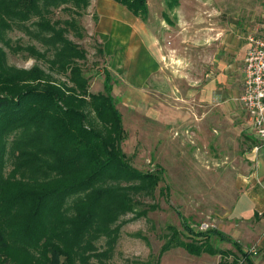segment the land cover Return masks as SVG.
Instances as JSON below:
<instances>
[{
    "label": "trees",
    "instance_id": "1",
    "mask_svg": "<svg viewBox=\"0 0 264 264\" xmlns=\"http://www.w3.org/2000/svg\"><path fill=\"white\" fill-rule=\"evenodd\" d=\"M90 1L0 0V44L8 46V31L21 30L44 49L11 48L48 66L9 65L0 45V264H110L124 218L157 209L145 200L154 199L163 169L131 165L113 77L105 70L102 91L91 92L81 64L86 50L67 37L74 31L84 39L77 19ZM113 1L146 21L147 0ZM62 7L68 19L53 20ZM183 227L184 233L170 229L159 256L181 247L191 255H219V264L228 257L231 264H254L251 253L217 229ZM212 237L236 253L212 246Z\"/></svg>",
    "mask_w": 264,
    "mask_h": 264
},
{
    "label": "rangeland",
    "instance_id": "2",
    "mask_svg": "<svg viewBox=\"0 0 264 264\" xmlns=\"http://www.w3.org/2000/svg\"><path fill=\"white\" fill-rule=\"evenodd\" d=\"M95 1L96 8L103 3L104 12L110 15L121 17L119 8L128 12L124 6L113 0ZM216 1L214 7L218 9V15L224 12V16L239 21L241 16L246 14L249 19H261L264 23V0ZM156 2L159 6L161 3L164 4L165 0H156ZM87 10L81 19H77V23H80L79 31L81 33L83 29L85 31L84 39L79 40L74 31H69L67 37L80 43L86 50V60L81 62L83 73L89 79L90 91L97 93L103 89V72L108 70L105 66L108 56L105 55L103 44L98 42L93 27L88 26L99 19L98 13L89 14ZM158 15L159 8L153 18ZM69 16L70 13L62 7L56 9L51 17L53 20H64ZM5 39L9 41L8 46L3 43L0 45L7 54L9 65L20 68L39 65L48 71L47 64L42 60L31 57L26 51L12 49L17 45H34L38 50H43L40 42L18 29L8 31ZM123 75L120 74L119 78L113 77L112 84L115 86L112 95L117 100V107L122 114L126 131L123 151L131 165L138 171L154 172L160 167L163 169V174L154 199L145 200L146 204H156L157 209L148 212L146 217L136 220H132L131 214L124 218L128 222L121 228L108 263L187 264L180 259L178 261L176 258L173 261L168 259V256L181 257L184 251L182 248H175L176 250H170L168 254L163 253L159 256L162 246L166 243V235H169L170 229L184 233V224L194 231H199L205 225L208 229L221 227L236 197L235 181L238 166L243 161L242 154L246 145L249 146L252 136L248 133V138L241 132H237L238 134L228 132L225 135L224 130L210 127L209 129L205 122L200 129L194 127L191 106L186 105L187 100L182 97V94H186L185 91L180 89L173 94L170 93L172 104L169 105L171 98L168 97V108H162L160 101L163 95L160 94L159 89L152 91L154 102L147 104L149 101L147 95L149 96L150 91H144L143 88L139 90L127 88V84L121 80L128 79V76ZM140 76L142 86V73ZM173 76L177 77L178 82L183 79L182 74ZM208 132L211 134L207 135ZM180 238L189 241L185 234ZM210 242L214 247L236 253L231 244L221 243L214 237ZM102 244L101 239L98 245ZM252 250L256 251V254H252ZM246 251L251 253L254 264H264V256L260 255L255 247L248 246ZM190 256L196 259L199 255ZM226 261V264H231L232 257H228ZM91 264L98 263L92 261Z\"/></svg>",
    "mask_w": 264,
    "mask_h": 264
},
{
    "label": "crops",
    "instance_id": "3",
    "mask_svg": "<svg viewBox=\"0 0 264 264\" xmlns=\"http://www.w3.org/2000/svg\"><path fill=\"white\" fill-rule=\"evenodd\" d=\"M169 1L158 6L156 0H147V19L139 22L124 9H118L121 17L105 13L103 3L96 8V1L91 0L87 13L96 12L99 19L88 26L104 46L107 71L114 78L126 74L128 79L121 81L127 88L149 90L147 104L154 102L152 91L159 89L162 108H168V97L172 104L170 93L182 89L186 105L191 106L194 127L200 129L205 122L208 128L224 130L225 135L241 132L249 138L247 117L238 98L243 89L247 36L264 34V23L246 14L239 21L224 16V12L218 15L216 0H178L172 8ZM157 8L159 15L153 18ZM176 74L183 75L181 82L173 76ZM256 143L252 137L246 145L235 181L236 197L217 230L244 251L255 247L264 256V147L255 153L251 149ZM188 254L184 250L181 257L167 256L187 264L220 262L219 255L202 253L195 259Z\"/></svg>",
    "mask_w": 264,
    "mask_h": 264
},
{
    "label": "built area",
    "instance_id": "4",
    "mask_svg": "<svg viewBox=\"0 0 264 264\" xmlns=\"http://www.w3.org/2000/svg\"><path fill=\"white\" fill-rule=\"evenodd\" d=\"M243 74V89L238 101L246 114L249 132L257 142L251 150L257 153L264 147V34L247 36ZM207 229L205 225L199 231ZM251 253L256 254V251Z\"/></svg>",
    "mask_w": 264,
    "mask_h": 264
}]
</instances>
